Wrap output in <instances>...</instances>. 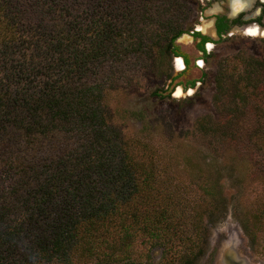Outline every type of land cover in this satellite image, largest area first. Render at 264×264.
Here are the masks:
<instances>
[{
	"label": "trees",
	"instance_id": "trees-1",
	"mask_svg": "<svg viewBox=\"0 0 264 264\" xmlns=\"http://www.w3.org/2000/svg\"><path fill=\"white\" fill-rule=\"evenodd\" d=\"M181 8L0 0V264H148L155 245L173 264L198 255L201 219L161 180L156 150L123 143L89 106L112 75L147 56L148 23L163 22V49L179 55ZM217 27L222 35L230 24L218 17ZM194 35L207 59L209 37ZM220 65L218 89L234 81L238 103L255 105L251 139L264 157V57L240 53ZM198 124L213 130L208 117ZM256 218L264 223V206Z\"/></svg>",
	"mask_w": 264,
	"mask_h": 264
},
{
	"label": "rangeland",
	"instance_id": "rangeland-1",
	"mask_svg": "<svg viewBox=\"0 0 264 264\" xmlns=\"http://www.w3.org/2000/svg\"><path fill=\"white\" fill-rule=\"evenodd\" d=\"M176 1L183 4L177 13L188 32L225 4L223 0ZM247 1L249 7L243 11L252 5V0ZM259 1L253 2L254 11L244 20L262 16L261 23L248 25L258 26L261 33L253 36L246 33L248 27L234 28L207 49L210 56L200 69L193 65L199 54L196 42L178 39L192 64L177 81L197 80L182 96L175 95L172 82L179 73L175 57L163 49L168 40L163 22L155 21L147 24V56L112 75L94 98L96 105L89 104L123 143L140 139L156 150L161 180L194 219L200 217L198 255H184L175 264H264V223L256 218L264 206V157L251 139L259 125L255 105L238 103L234 81L223 91L216 83L224 59L240 53L264 57V8ZM188 32L185 35L190 37ZM202 117L209 118L213 130L199 127ZM2 184L8 188L11 181ZM149 251L148 264H173L160 245Z\"/></svg>",
	"mask_w": 264,
	"mask_h": 264
},
{
	"label": "flooded vegetation",
	"instance_id": "flooded-vegetation-1",
	"mask_svg": "<svg viewBox=\"0 0 264 264\" xmlns=\"http://www.w3.org/2000/svg\"><path fill=\"white\" fill-rule=\"evenodd\" d=\"M224 1V3L225 4H223L224 5V7L220 10V11H218V12H215V15H213L212 17H211V19H213V23H214V34H208V33H205V32H202V31H200V30H198V28L196 29V30H192L189 34H190V37L192 38V41L190 42V43H192L193 41H195L196 42V48H197V51L199 52V54H198V56L197 57H195L194 59H193V65L195 66V67H197V68H201V67H203L204 65H205V63H204V60H206V57H205V54H204V51L203 50H201L200 48H199V44L202 42V38L200 37V36H195L194 35V32L195 31H200L203 35H206V36H208L209 37V40L208 41H206L205 43H204V48H205V50L207 51V49L208 50H210L211 48H209V44L211 43V44H213V43H218L220 40H223L224 38H226L230 33H232V30L234 29V28H236V27H238V26H240L241 28H242V30H243V28L244 29H246L247 27H248V25H250V23H252L253 21H255V22H258V23H260L259 22V18H260V16L258 17V18H256L255 20H244V16L245 15H248V14H250V12H252V11H254V8H255V5L253 4V2L254 1H259V0H252V5H251V7L249 8V10H247V11H242V12H240V13H238L237 15H231V6H230V1L231 0H223ZM261 1V2H260ZM259 2V5L260 6H262L263 8H264V0H260ZM224 9V10H223ZM218 17H225V19H226V22H227V24H230V29L228 30V31H226V33L225 34H222V35H220L219 34V31H218V27H217V20H218ZM237 19H240L238 22H235V23H233L234 22V20H237ZM246 26V27H245ZM186 34V33H185ZM185 34H183L182 36H183V39H184V37L185 36H187V35H185ZM215 35V36H214ZM181 36V37H182ZM180 37V38H181ZM189 40H191V39H189ZM178 44L180 45V48L177 50V52H179V55H177V53H174V54H172L174 57H175V59L174 60H176L178 57H180V58H182L183 59V68L182 69H180V70H178L179 71V73L174 77L175 79L173 80L174 81V88H176V86H183L182 88H183V90H185V91H187L188 89H193L194 87H195V85H191V83L190 82H192L193 80L195 81V84H196V79H193V80H185V81H177L178 79H180L182 76H184L186 73H188V71L190 70V67H191V64H192V62H191V55H190V53H188V52H186L183 48H182V46H181V44L178 42ZM187 44H189V43H187ZM187 60H188V62H187ZM199 61H202L203 62V64L201 65L200 63H199ZM172 81V82H173Z\"/></svg>",
	"mask_w": 264,
	"mask_h": 264
},
{
	"label": "bare ground",
	"instance_id": "bare-ground-1",
	"mask_svg": "<svg viewBox=\"0 0 264 264\" xmlns=\"http://www.w3.org/2000/svg\"><path fill=\"white\" fill-rule=\"evenodd\" d=\"M230 3H231V13L233 15L238 14L239 12L246 10L249 7V2L247 0H231ZM198 28H199V30H201L205 33H208L211 35L214 34L215 28H214L213 19L206 20ZM246 33L254 36L256 34H260L261 31H260V28L258 26L252 25V26L247 28ZM184 39L189 40V39H191V37L185 36ZM209 47H212L211 43L209 44ZM201 64H202V62H201ZM176 67H177V70H180L183 68V59L182 58L178 57L176 59ZM191 92H192V90H191ZM175 95L177 97H180L183 95V88L181 86H178L176 88Z\"/></svg>",
	"mask_w": 264,
	"mask_h": 264
},
{
	"label": "built area",
	"instance_id": "built-area-1",
	"mask_svg": "<svg viewBox=\"0 0 264 264\" xmlns=\"http://www.w3.org/2000/svg\"><path fill=\"white\" fill-rule=\"evenodd\" d=\"M201 61H199V63H200ZM201 64V63H200ZM202 65V64H201Z\"/></svg>",
	"mask_w": 264,
	"mask_h": 264
},
{
	"label": "water",
	"instance_id": "water-1",
	"mask_svg": "<svg viewBox=\"0 0 264 264\" xmlns=\"http://www.w3.org/2000/svg\"><path fill=\"white\" fill-rule=\"evenodd\" d=\"M246 27V26H245ZM179 86V85H178ZM178 86H176V88L178 87Z\"/></svg>",
	"mask_w": 264,
	"mask_h": 264
}]
</instances>
